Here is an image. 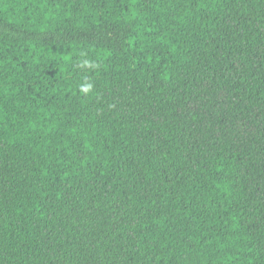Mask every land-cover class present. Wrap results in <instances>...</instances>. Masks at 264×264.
I'll return each instance as SVG.
<instances>
[{"label": "trees", "instance_id": "obj_1", "mask_svg": "<svg viewBox=\"0 0 264 264\" xmlns=\"http://www.w3.org/2000/svg\"><path fill=\"white\" fill-rule=\"evenodd\" d=\"M0 264H264V0H0Z\"/></svg>", "mask_w": 264, "mask_h": 264}]
</instances>
